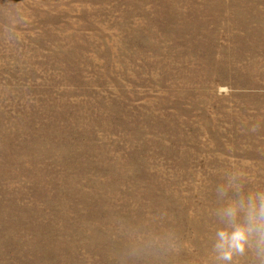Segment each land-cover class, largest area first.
Returning <instances> with one entry per match:
<instances>
[{
    "label": "rangeland",
    "instance_id": "374dc122",
    "mask_svg": "<svg viewBox=\"0 0 264 264\" xmlns=\"http://www.w3.org/2000/svg\"><path fill=\"white\" fill-rule=\"evenodd\" d=\"M253 195L264 0H0V264H215Z\"/></svg>",
    "mask_w": 264,
    "mask_h": 264
},
{
    "label": "clouds",
    "instance_id": "9594fccd",
    "mask_svg": "<svg viewBox=\"0 0 264 264\" xmlns=\"http://www.w3.org/2000/svg\"><path fill=\"white\" fill-rule=\"evenodd\" d=\"M244 217L237 215V204L230 201L218 214L222 227L215 232V264H237L238 257L250 255L255 264H264V196L249 197Z\"/></svg>",
    "mask_w": 264,
    "mask_h": 264
}]
</instances>
